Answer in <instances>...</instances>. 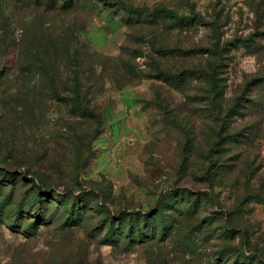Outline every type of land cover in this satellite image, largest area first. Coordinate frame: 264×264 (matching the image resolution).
<instances>
[{
	"label": "rangeland",
	"instance_id": "obj_1",
	"mask_svg": "<svg viewBox=\"0 0 264 264\" xmlns=\"http://www.w3.org/2000/svg\"><path fill=\"white\" fill-rule=\"evenodd\" d=\"M0 264H264V0H0Z\"/></svg>",
	"mask_w": 264,
	"mask_h": 264
},
{
	"label": "trees",
	"instance_id": "obj_2",
	"mask_svg": "<svg viewBox=\"0 0 264 264\" xmlns=\"http://www.w3.org/2000/svg\"><path fill=\"white\" fill-rule=\"evenodd\" d=\"M124 8L128 12L139 13V14H142V11L144 10V9H141V8H138V7L129 6L127 4H124ZM146 11H148L147 8H146ZM152 15H153L152 17H154V18H158L160 16L173 18V19H179L180 18L177 14H175L174 12H172L170 10L154 9Z\"/></svg>",
	"mask_w": 264,
	"mask_h": 264
}]
</instances>
